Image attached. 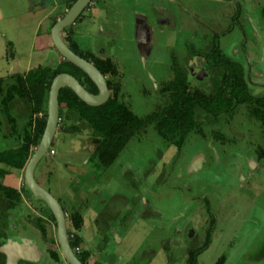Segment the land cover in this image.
Wrapping results in <instances>:
<instances>
[{
  "label": "rangeland",
  "instance_id": "374dc122",
  "mask_svg": "<svg viewBox=\"0 0 264 264\" xmlns=\"http://www.w3.org/2000/svg\"><path fill=\"white\" fill-rule=\"evenodd\" d=\"M73 1L0 0V78L56 67L63 60L50 33ZM175 1L102 0L94 10L99 18L94 11L84 14L83 26L75 30V49L83 57L103 51L116 65V76H110L112 97L139 117L156 112L171 103L170 91L160 89L174 80L171 74L162 82L173 65L187 72L191 89L208 91L209 77L200 83L190 75L184 43L192 52L209 50L212 37L206 47L205 33L216 25L230 26L220 50L247 71L248 63L253 65L250 94L264 97V0ZM167 16L175 19L171 27ZM232 17L238 24H229ZM181 23L187 29L174 33ZM66 30L64 36L74 34L73 27ZM189 64L208 66L204 56ZM154 82L163 84L155 90ZM210 106L209 113L199 112V128L183 146L169 144L150 125L108 168L92 158L96 144L88 132L71 134L59 127L36 177L68 218L76 213L82 218L79 230L71 221L68 228L83 238L88 264H187L189 252L202 248L210 231V245L198 264H264V127L247 105L232 110L221 96ZM0 118L3 151L13 141L3 138L10 125L1 105ZM18 124L21 129L24 119L18 118ZM0 167L9 171L0 182L30 193L25 168ZM44 207L33 195L26 199L16 213L19 233L7 237L36 247L40 264H52L51 250L60 251L56 225L45 218L44 238L28 222Z\"/></svg>",
  "mask_w": 264,
  "mask_h": 264
},
{
  "label": "trees",
  "instance_id": "16d2710c",
  "mask_svg": "<svg viewBox=\"0 0 264 264\" xmlns=\"http://www.w3.org/2000/svg\"><path fill=\"white\" fill-rule=\"evenodd\" d=\"M65 41L78 54L75 49L78 46L72 37H66ZM210 56L207 60L214 61L215 64L210 65L216 74H221L224 89H209L206 92L202 89H179L173 93L169 105L159 108L150 115L139 117L116 97H111L102 106L91 107L83 102L72 89L66 87L60 91L59 95V127L71 134L79 135L88 132L96 144L92 158L102 168L111 166L126 145L136 135L146 131L150 125H154L158 134L169 144L183 146L191 132L199 128V112L212 111L211 102L219 96L227 95V102L232 110L237 106L247 105L250 114L264 127V97L251 96L243 65L233 63L224 56H211L212 58ZM83 58L89 60L87 57ZM94 64L104 75L116 76L117 67L112 60L96 59ZM215 67H221V70L215 71ZM61 73L75 76L83 85L90 87L91 92L98 93L97 87L90 78L81 69L64 59L56 67L40 66L27 73L0 78V105L7 124L10 125V131L3 138L13 141L12 147L0 151V164L9 168L27 166L46 127L52 82ZM39 114L41 116H38ZM18 118L24 119L21 129ZM3 125V120L0 118V132ZM8 174L9 171L0 168V178ZM31 196V193H24L17 188L0 184V229L11 228L15 222L12 214L20 210L25 199H30ZM39 201L45 205L42 213L40 216L28 218V222L46 238L48 235L46 220L52 221L55 225L56 221L46 203L41 199ZM65 212L67 213L66 209ZM68 221H71L76 230L82 227V218L78 213ZM211 233L210 231L202 248L189 252L187 264H198L200 254L210 245ZM69 236L71 246L79 259L84 264H88L90 253L86 250L78 252V249L83 248V238L70 231ZM50 258L57 262L66 261L61 251L56 250H51Z\"/></svg>",
  "mask_w": 264,
  "mask_h": 264
},
{
  "label": "water",
  "instance_id": "95a60500",
  "mask_svg": "<svg viewBox=\"0 0 264 264\" xmlns=\"http://www.w3.org/2000/svg\"><path fill=\"white\" fill-rule=\"evenodd\" d=\"M92 0H77L67 11L65 16L58 20L51 29L52 44L57 52L67 61L81 69L95 84L98 94L89 92L80 81L71 74L61 73L56 76L52 82L49 101L47 123L34 154L30 158L24 173L25 183L30 192L38 199L43 200L49 207L57 224V239L63 258L68 264H84L71 246L67 226V214L59 202L48 190L43 188L36 179V170L38 165L49 153L54 139L56 137L60 123V102L59 95L63 88L69 87L76 95L87 105L99 107L104 105L110 99V89L108 81L103 73L90 61L76 54L65 42L63 33L65 29L76 22ZM16 251L24 252L22 255L14 253ZM7 264H18L20 259L30 262H40L41 253L36 247L30 248L26 243L17 244L9 242L7 244Z\"/></svg>",
  "mask_w": 264,
  "mask_h": 264
},
{
  "label": "flooded vegetation",
  "instance_id": "af4514ba",
  "mask_svg": "<svg viewBox=\"0 0 264 264\" xmlns=\"http://www.w3.org/2000/svg\"><path fill=\"white\" fill-rule=\"evenodd\" d=\"M77 0H74L73 2H69L68 3V10L72 7V5L76 2ZM100 1H102V0H92V2L88 5V7L84 10V12L80 15V17L76 20V22L74 23V24H72L71 26H70V28H72L73 27V35L71 34V35H69V36H71L72 37V39L74 40V36L76 35V27H78V26H81L82 25V20H83V17H84V14L85 15H87V14H90L91 15V13L90 12H92V11H94L95 10V8L98 6V2H100ZM169 2H171V3H174V2H176L175 0H168ZM181 1L182 0H180L179 1V3L180 4H182L181 3ZM67 10V11H68ZM95 12V11H94ZM67 13V12H66ZM242 13H243V11L240 9L239 10V16L240 15H242ZM94 16H95V18L97 19V18H99L98 16H99V12L97 13V12H95V14H93ZM92 15V16H93ZM65 16V15H64ZM63 16V17H64ZM91 16V17H92ZM93 16V17H94ZM62 17V18H63ZM92 17V18H93ZM61 18V19H62ZM96 19L94 20V21H96ZM58 20H60V19H58ZM58 20H56L55 22H54V24L58 21ZM174 18L172 17L171 18V16H167L165 19H164V21L166 22V24L169 26V27H171L173 24H174ZM94 21H92V22H94ZM234 21V18L232 17L231 18V21L229 22V24L232 22V23H236V24H238V20H237V22H233ZM54 24H53V26H54ZM187 24V23H186ZM186 24H184V23H181V25H179L177 28L175 27V29H173V30H175L174 31V33H178V34H182V30H185V29H187L186 27H184V26H186ZM52 26V27H53ZM83 26V25H82ZM220 26L221 25H216V26H214V27H207L208 29H207V31H209L210 33H205V35H206V37H207V39L209 40V41H206V47L207 46H209V44L211 43V41H210V35H211V37H212V43H213V45H212V47L211 48H209V50L206 48V50H204V51H201V52H192L191 51V49H189L188 50V48H189V46H188V43H184V46H185V52H186V58H187V56L189 55V57L187 58L188 59V67H189V69H191V73H190V75H192V77H193V80L194 81H197V82H202L203 81V79L205 78V77H209L208 78V81H209V83H210V86H208V90L209 89H212V90H214V89H224V84L222 83V77H221V74H216L213 70H214V68L210 65V64H215L214 63V61H208L207 60V58L211 55L212 57H215V54L217 55V56H224V57H226L227 59H229L231 62H233V63H235V61H233L232 59H230L229 57H227V56H225L224 54H222V52H221V50H220V42H221V37L222 36H226V35H228V34H230L231 33V29H230V26L228 27H224V25H222V27L220 28ZM69 28V27H68ZM183 28V29H182ZM214 28H216L217 30H214ZM222 29L221 30V32H218V29ZM65 31H68V30H66L65 29ZM64 31V32H65ZM101 32V31H100ZM194 33V32H193ZM198 34H199V32H198ZM221 34V35H220ZM50 36H51V34H50ZM66 37H68V36H64V33H63V38H64V40H65V38ZM206 39V40H207ZM51 42H52V40H51ZM66 42V41H65ZM67 43V42H66ZM53 45V44H52ZM69 46V45H68ZM190 52L191 53H193V54H190ZM87 55H89L87 58L89 59L88 61H90L91 63H93L94 64V62L96 61V59H101V60H107V59H110L108 56H107V54L105 53V52H101V53H93V52H87ZM105 55V56H104ZM191 55V56H190ZM80 56V55H79ZM204 56V58L206 59V62L208 63V66L207 67H205V65L203 66H198V67H194L192 64L190 65L189 64V61L191 60V59H194V58H196V57H200V58H202ZM210 56V57H211ZM103 57H105V58H103ZM211 57V58H212ZM62 59H64L63 57H62ZM85 59V58H84ZM190 59V60H189ZM65 60V59H64ZM87 60V59H86ZM111 60V59H110ZM237 63H239V62H237ZM241 64V63H240ZM95 65V64H94ZM243 65V64H242ZM96 66V65H95ZM97 67V66H96ZM178 67V66H177ZM175 65H173L172 66V69H171V72L162 80V82H164L166 79H168L169 77H170V75L171 74H173L174 75V80H172L169 84H168V86H166V87H163V88H161L160 90H163V93H165V92H169L170 91V95H171V97H173V93L174 92H176L177 90H179V89H184V88H188V89H191V87H190V81H189V79H188V74H187V72H184V71H182L181 69L179 70L178 68H177ZM243 67H244V65H243ZM209 68L210 69H212V73L210 72V70H209ZM216 68V70L215 71H220L221 70V67H215ZM254 67H253V65H251L250 63H248V71L245 69V67H244V72H245V79H246V81H247V83H248V86H249V82L250 81H252V77H251V75H252V69H253ZM100 70V69H99ZM101 71V70H100ZM104 75V74H103ZM105 77H106V79H107V81H108V86H109V89H110V98L112 97V80H111V78H110V75H104ZM75 77V76H74ZM78 79V78H77ZM79 80V79H78ZM192 80V81H193ZM80 81V80H79ZM109 82H111V85H109ZM157 83V82H154V84H155V90H157V88H159V86L161 85V84H163V83ZM80 83L82 84V82L80 81ZM218 83V84H217ZM83 85V84H82ZM89 92H91L89 89H90V87L88 88L87 86H85V85H83ZM194 89H200V88H194ZM250 89V88H249ZM91 93H94V92H91ZM95 94H98V93H95ZM218 98H221V96H219ZM222 98H224L226 101H228V97H227V95H223V97ZM172 99V98H171ZM228 103V102H227ZM228 106H229V104H228ZM216 118L218 117V113L216 114V116H215ZM58 129H59V127H58ZM58 132V131H57ZM53 146V145H52ZM36 150V149H35ZM51 150H52V147H51V149H50V151H49V153L51 152ZM263 154H264V152H263ZM1 165V164H0ZM39 166V165H38ZM1 168V167H0ZM26 168V167H25ZM38 168V167H37ZM2 169V168H1ZM4 170V169H3ZM7 171V170H6ZM37 171V170H36ZM6 177H7V175L4 177V178H0V180L1 181H3V180H5L6 179ZM36 179H37V177H36ZM38 181V180H37ZM0 184H3V185H5V186H9V185H7V183H4V182H0ZM12 187V186H11ZM30 191V190H29ZM31 193V192H30ZM32 194V193H31ZM33 195V194H32ZM34 196V195H33ZM35 197V196H34ZM36 198V197H35ZM38 199V198H37ZM26 200V199H25ZM60 202V201H59ZM43 204V203H42ZM23 205V204H22ZM63 206V205H62ZM64 208V207H63ZM22 209V208H21ZM64 210H65V208H64ZM18 211H20V210H18ZM17 211V212H18ZM16 212V213H17ZM16 213H14V214H12L13 216H14V219H15V222H14V224H12L11 225V228L10 229H8L7 230V227L6 228H2V229H0V264H7L8 263V255H7V244L9 243V242H12V243H17V244H22V242H17V241H15V240H10V238H8L7 237V233L8 232H12V233H19V231L17 230V225H16V222H17V217H16ZM67 214V213H66ZM68 220H69V218H68V216H67V226H68ZM56 221V220H55ZM13 227H15V228H13ZM56 227H57V224H56ZM68 233H69V228H68ZM70 237V236H69ZM71 242V241H70ZM57 243H58V239H57ZM58 246H59V244H58ZM59 250L61 251V249H60V246H59ZM78 252H81V249H78ZM61 254H62V252H61ZM63 256V255H62ZM50 260H51V263L52 264H61L62 262H57V261H55V260H53V259H51L50 258ZM65 264H68L66 261H63ZM23 263H35V262H30V261H26V260H23V259H20L19 261H18V264H23ZM40 262H36V264H39Z\"/></svg>",
  "mask_w": 264,
  "mask_h": 264
},
{
  "label": "crops",
  "instance_id": "0c3cea01",
  "mask_svg": "<svg viewBox=\"0 0 264 264\" xmlns=\"http://www.w3.org/2000/svg\"><path fill=\"white\" fill-rule=\"evenodd\" d=\"M49 40H51V38ZM60 62H61V58L57 61V63H60Z\"/></svg>",
  "mask_w": 264,
  "mask_h": 264
}]
</instances>
